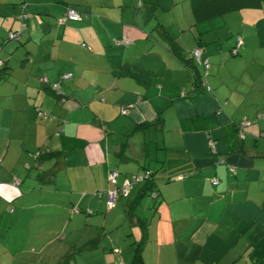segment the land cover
<instances>
[{"label":"crops","instance_id":"obj_1","mask_svg":"<svg viewBox=\"0 0 264 264\" xmlns=\"http://www.w3.org/2000/svg\"><path fill=\"white\" fill-rule=\"evenodd\" d=\"M179 3L193 14V0H0L3 264H56L71 246L119 226L117 236L106 238L113 250L95 255L126 264L131 240L141 236L136 220L124 218L132 199L133 214L146 223L145 264H258L264 2L237 0L235 9L191 17L209 31L224 23L219 17L237 12L242 43L230 53L241 54L229 65L205 31L196 35L210 91L194 88L193 70L152 27L180 39L188 57L193 48L183 38L186 24L175 17ZM67 8L77 18L58 23ZM9 29L18 30L17 39H7ZM51 151L58 154L42 156ZM111 168L119 170L117 185L144 170L152 180L134 181L108 205Z\"/></svg>","mask_w":264,"mask_h":264},{"label":"trees","instance_id":"obj_2","mask_svg":"<svg viewBox=\"0 0 264 264\" xmlns=\"http://www.w3.org/2000/svg\"><path fill=\"white\" fill-rule=\"evenodd\" d=\"M233 1L235 2L237 0H198V2L197 0H193V9H192L193 14L195 15L196 18H198V14H201L203 18L207 16H211V15L221 14L225 11L235 9V7H233V5L231 4ZM258 1L264 2V0H258ZM66 11H65V14H66ZM152 27L153 29H155L156 32L160 33L159 35L161 36V38L163 39V42L165 43L167 48L171 51V53L178 55L181 58L183 64L187 66L188 68H190L191 70H193L194 88L202 87L205 91H210L209 84L204 80L205 76L208 74V62L206 60L203 61L201 59L200 53L198 57L193 54V51L195 49H198L200 52V48H199L200 45L193 48L190 51V55H188V57H185L182 54L181 46L177 43L174 37H171L168 34V32L163 28V26L154 23ZM9 31L16 32L15 35L17 37L16 36L8 37ZM18 33H19L18 30L9 29L6 32V35H7L6 37L7 39H11V38L17 39ZM232 49H230V52ZM237 50L235 53L233 52L231 53L236 54ZM0 59H1V56H0ZM195 59H197L198 64L202 66V69H203L202 73H199L197 71V66L196 64H194ZM1 66H2V62L0 63V67ZM63 75L64 74H62L61 76L65 77ZM45 82H48L47 79ZM50 87H52L53 89H56L58 87V82L50 83ZM39 154L40 153H37L36 156H38ZM49 154L55 156L56 154H58V151L47 152V153L42 154V156H45V155L49 156ZM143 179L144 181H151L152 180L151 173L149 174L147 178H143ZM12 183H14V179L12 180ZM150 184L147 185V189L149 190L152 188ZM150 193H152V191ZM135 202H136V199H132L129 201V204H127V211L125 213L124 218L128 222H132L133 220H136L134 221V224H136L139 227L141 236L138 240L137 239L131 240L130 242L131 257H130V260L126 264H145L142 253L144 249L145 236H146V229H145L146 223L144 222L143 219H140L139 217L133 214L132 205ZM100 240H102L101 233H97L93 237H90L89 239L81 242L80 244H75L71 246L70 249L66 252V254L60 260H58L56 264H82L80 262H76L77 258H81L83 256L89 257V252H92L96 248H98L96 251H100V252L113 250V247L111 246L108 247V246H104L103 244L100 245ZM258 264H264V255L258 260Z\"/></svg>","mask_w":264,"mask_h":264},{"label":"rangeland","instance_id":"obj_3","mask_svg":"<svg viewBox=\"0 0 264 264\" xmlns=\"http://www.w3.org/2000/svg\"><path fill=\"white\" fill-rule=\"evenodd\" d=\"M169 13L172 15L171 11ZM235 15H237V12H232L231 14H229V13L224 14L223 18H221V17L218 18V19H221V21L223 20L224 23L222 25H220L216 29L206 31L207 30V24L206 23L205 24L198 23V24H196V26L191 24L193 21V19H191L193 14L190 10V7L187 8L185 5L181 6V3H179L175 9V17H176L178 24H180V25L186 24L184 27V30H183V38H188L187 40L190 39L191 44H192L191 47L190 46H188V47L194 48L195 46H198L196 44V35H198V32L203 30L205 32H202L203 33L202 36L205 38V40L207 42H209L208 45L211 46L212 49L213 48L215 49V52L217 55L220 53L218 47L219 46L222 47L223 52L220 55L222 56V58H224L223 61L226 62L227 65H229V62H231L230 58L234 59V58L238 57L239 54H241V53H239L238 55H232L230 53V46L233 45V42L237 36V33L235 32V30H236L235 28L238 26V23H239V21L236 20ZM164 18L169 19V18H171V16L167 15V16H164ZM170 24L171 23H169V25ZM173 24L176 25L175 20H173L171 25H173ZM260 28L262 31L259 30V33L263 34V35H260L259 38H260L261 42H264L262 39L264 37V25H261ZM198 30H200V31H198ZM206 35L211 36V41L206 38V37H208ZM216 36L219 39H217ZM176 41L180 46L184 47V45H183L184 43H182V41L180 39H176ZM187 44H188V42H187ZM199 48L201 50V47H199ZM186 50H189V49H186ZM201 52H202V50H201ZM195 62L197 63L198 68H199V64L197 62V59H195ZM241 63L243 64V60H240V61L238 60L234 63L233 67L237 70V68H239V65H241ZM106 230H108V231L104 232V230H102L99 233H101V238L104 237V239H105L104 244L107 245L108 247H110L109 243L106 242V238L109 236H117L119 234L118 230H120V226L117 227L116 229L114 228V230H111V231H109V228L108 229L106 228ZM125 239H126V243H129L130 240L128 241L127 238H125ZM102 240H100V245H102V242H103ZM22 244H23L22 242H20L18 244V246H19L18 249L23 248ZM129 247L131 248L130 245H129ZM97 249L98 248L94 249L93 251L96 252ZM93 251L89 252V257L83 256L81 258H77L76 262H80L82 264H105V261L99 262L100 258L97 259L96 258L97 255H95V253ZM12 252H13V249H12L11 253ZM22 253H24V251H21L20 254H22ZM2 255H3V253L0 252V264H3L1 261ZM26 255H32V254L30 252H27ZM9 264H14V262L9 263Z\"/></svg>","mask_w":264,"mask_h":264},{"label":"built area","instance_id":"obj_4","mask_svg":"<svg viewBox=\"0 0 264 264\" xmlns=\"http://www.w3.org/2000/svg\"><path fill=\"white\" fill-rule=\"evenodd\" d=\"M66 17L75 19V18H77V13L74 10H72L71 8H67L66 14L62 18L58 19V23H63L65 21ZM15 33L16 32L9 31L8 37H15L16 36ZM241 43H242L241 38L237 37L236 42H235V46L231 50V52L235 53L237 48L240 46ZM193 54L198 57L199 56V50L195 49L193 51ZM0 63H1V59H0ZM63 76L66 77V76H68V74H64ZM43 80L46 81V78H43ZM207 89H208V87H207ZM149 174H150L149 170H144L143 173L141 174V176L132 175L130 179L125 180L120 185H117V177L119 175V170L117 168H111L107 173V180L109 181L110 184H112V188L108 189L106 192L107 204L112 205L119 195L126 194L128 192L129 187H131V184L134 181L140 180L143 178H147L149 176ZM17 182L18 181L16 179H14V183H17ZM212 182H215V180L212 179Z\"/></svg>","mask_w":264,"mask_h":264}]
</instances>
